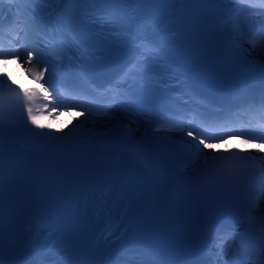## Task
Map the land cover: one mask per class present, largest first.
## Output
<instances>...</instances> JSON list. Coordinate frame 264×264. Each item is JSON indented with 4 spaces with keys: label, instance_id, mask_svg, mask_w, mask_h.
Returning a JSON list of instances; mask_svg holds the SVG:
<instances>
[{
    "label": "snow or ice",
    "instance_id": "snow-or-ice-1",
    "mask_svg": "<svg viewBox=\"0 0 264 264\" xmlns=\"http://www.w3.org/2000/svg\"><path fill=\"white\" fill-rule=\"evenodd\" d=\"M8 2L9 22L22 24L23 33L7 68L0 51V92L14 94L22 127L5 128L0 121V264H45L43 232L53 220L70 243L110 250L109 264H132L133 258L136 264H220L214 246L235 221L211 204L227 201L243 213L248 201L241 176L246 162L256 159L244 147L221 151L222 140L235 132L251 147L264 141V131L249 135L256 130L235 122L240 113L234 109L242 103L228 93L212 99L194 83L201 69H209L210 78L218 70L256 67L259 88L236 91L243 103L264 109V46L256 43L259 38L264 45V20L249 21L248 30L237 27L234 0ZM19 3L37 7L14 12ZM161 19L169 25L158 29ZM186 35L191 39H182ZM57 115L71 122L61 128L53 124ZM255 150L264 151V142ZM127 161L147 179L129 181L138 190L121 222L125 216L151 222L156 185L169 206L192 218L197 259H176L159 244L112 247L127 228L121 230L113 216L111 187L96 178L129 179ZM260 251L264 255V244Z\"/></svg>",
    "mask_w": 264,
    "mask_h": 264
},
{
    "label": "bare ground",
    "instance_id": "bare-ground-1",
    "mask_svg": "<svg viewBox=\"0 0 264 264\" xmlns=\"http://www.w3.org/2000/svg\"><path fill=\"white\" fill-rule=\"evenodd\" d=\"M11 41L7 40V45L10 47L11 45ZM7 48V46H6ZM10 51V50H8ZM21 55H23V53H21ZM4 67L7 68L8 67V63L7 60H5L4 62ZM17 68H20L22 70V68L24 66L17 64L16 65ZM0 75H2V73H0ZM71 115V114H70ZM78 113L75 115H71V121H75L77 119ZM83 119V118H81ZM70 120L66 119L65 117L61 116V115H57V117L53 120V124H59L61 128L65 127V124L70 123ZM88 127H91V123L89 122ZM77 129H80V125H77V128L74 129V131H76ZM85 130V129H84ZM87 131V129H86ZM64 134L63 132L59 133ZM229 146H232L234 148L236 147H244L247 151H249L254 157H256V161L258 162V164L261 167L262 173L264 174V151L261 152H256V148L259 147V145H253V146H249V145H244L242 143V141H240L239 139L229 136L227 139L222 140V146L220 147L221 151H224L226 149L229 148ZM261 192L258 195V202H257V207L256 209L252 210L249 212L247 219L249 220H258V221H264V182L261 184ZM226 253V251H225ZM225 253H222V255H225Z\"/></svg>",
    "mask_w": 264,
    "mask_h": 264
},
{
    "label": "rangeland",
    "instance_id": "rangeland-1",
    "mask_svg": "<svg viewBox=\"0 0 264 264\" xmlns=\"http://www.w3.org/2000/svg\"><path fill=\"white\" fill-rule=\"evenodd\" d=\"M257 207V206H256ZM256 207L254 209H256Z\"/></svg>",
    "mask_w": 264,
    "mask_h": 264
}]
</instances>
